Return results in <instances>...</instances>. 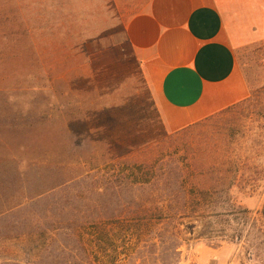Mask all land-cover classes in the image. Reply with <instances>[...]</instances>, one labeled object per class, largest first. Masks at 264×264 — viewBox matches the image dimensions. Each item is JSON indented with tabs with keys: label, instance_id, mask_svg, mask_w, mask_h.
<instances>
[{
	"label": "rangeland",
	"instance_id": "rangeland-1",
	"mask_svg": "<svg viewBox=\"0 0 264 264\" xmlns=\"http://www.w3.org/2000/svg\"><path fill=\"white\" fill-rule=\"evenodd\" d=\"M132 1L0 0V215L59 224L0 237V264H110L111 250L136 242L144 253L116 264H163L146 246L166 230L179 240L169 264H264V0H217L247 99L176 134L162 130L124 36ZM209 150L239 159L227 193L177 216L168 206L162 217L181 223L156 226L158 236L121 228L134 196L151 207L126 182L137 165L184 167ZM72 222L85 227L71 234Z\"/></svg>",
	"mask_w": 264,
	"mask_h": 264
},
{
	"label": "crops",
	"instance_id": "crops-1",
	"mask_svg": "<svg viewBox=\"0 0 264 264\" xmlns=\"http://www.w3.org/2000/svg\"><path fill=\"white\" fill-rule=\"evenodd\" d=\"M124 36L165 133L247 99L217 0H133Z\"/></svg>",
	"mask_w": 264,
	"mask_h": 264
},
{
	"label": "trees",
	"instance_id": "trees-1",
	"mask_svg": "<svg viewBox=\"0 0 264 264\" xmlns=\"http://www.w3.org/2000/svg\"><path fill=\"white\" fill-rule=\"evenodd\" d=\"M232 108H234V106L190 125L179 132H186L204 125L213 119L223 116ZM199 155L193 157L191 156V158L185 162L184 167H179L175 160H168L165 162L153 161L149 164L137 165L136 172H132L126 182H128V184L135 191H141L142 193L139 194L141 197L146 195L151 207L150 210L146 211L140 202L142 198H135L134 196L130 204L133 208L131 210L129 209L127 213L128 215L131 213L134 214L135 218H129L128 221H130L129 223L131 224H128L127 226H123L120 222H117L120 224L121 228L134 233L136 237L140 235L139 232L142 230L148 231L150 235L158 236L155 232L157 230L156 226L160 224H169L172 225L173 229H175V227L181 223H176L175 226L174 219L170 216V214L165 218L162 217L165 211H167L168 206H174L176 208V210L172 211L177 216L181 214V210H187V207L190 204L198 203L200 205H206L212 198V195H217L225 191L227 193L236 180L237 168L240 163L239 159L234 158L231 153L220 154L217 151L211 150L206 151L205 153L203 152ZM202 165L206 166V168ZM200 166L202 167V170L196 171ZM125 178L127 177L119 176L118 179L113 178L114 180L107 182L106 185H112L115 182L122 185ZM198 180H202L204 184L208 182L211 184L205 188H199V186L193 185V183H196ZM185 185L190 186V188L186 189ZM93 208L96 209L97 207L94 206ZM121 211L122 212L120 213H124L125 210L122 209ZM147 212L153 216L150 217L149 220L147 219L148 221L145 218H142L143 216L141 217V215L147 214ZM261 214L264 217V205L262 207ZM156 217H158L161 221L158 220V222ZM125 218L126 217H123V219ZM119 219L120 217L113 218L112 220L119 221ZM58 225L59 224L56 226ZM87 225L95 226V230L99 228L98 222L96 221L87 222ZM56 226H53L50 222H43L42 224L37 225L32 222H24L19 219H7L1 217L0 215V237L5 236L8 238L13 233H16L15 235L28 233L32 230L31 228L40 229L41 231H50L56 229ZM84 227L85 223L83 222H72L69 223L65 229L71 234H75L78 230ZM156 241L157 240L155 238H152V241L148 244V246H146L148 249L147 252L155 255L160 251L163 264L171 263V258L178 255L179 240L176 232L174 230H166V232L162 234L159 244ZM139 243L136 242L135 244H132V248H129L126 252H118V248L111 250V253L114 254V256H108L110 258L108 260L109 263L116 264V262H132V255L134 253H144L142 248L145 247L144 245L146 244L140 247ZM92 251L99 253L96 248L92 249ZM121 256L123 258H120Z\"/></svg>",
	"mask_w": 264,
	"mask_h": 264
}]
</instances>
